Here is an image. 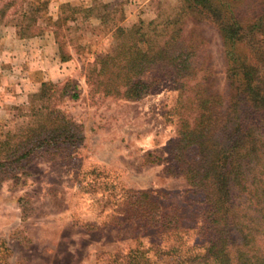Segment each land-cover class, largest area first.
I'll return each instance as SVG.
<instances>
[{"label": "trees", "instance_id": "1", "mask_svg": "<svg viewBox=\"0 0 264 264\" xmlns=\"http://www.w3.org/2000/svg\"><path fill=\"white\" fill-rule=\"evenodd\" d=\"M263 1L179 0L169 17L128 28L115 24L112 50L88 69L92 93L129 102L143 99L154 83L173 80L177 95L167 119L178 138L167 171L182 176L199 196L194 226L187 227L180 209L126 188L103 166L79 176V193L89 192L85 176L98 174L100 194L111 200L112 213L144 224L159 238L162 248H145L138 241L123 264H157L155 257L170 259L169 264H264V10L256 11ZM50 2L7 0L0 15L12 10L10 23L21 40L50 32L60 63L72 60L64 32L76 15L106 26L117 13L102 1L78 7L59 0L53 17ZM190 22L210 25L222 41L226 96L214 89V73L198 66L207 41L196 28L187 29ZM152 70L156 80L148 83L144 77ZM71 84L42 81L20 115L23 122L11 130L0 128V185L26 186L29 166L38 158L74 159L84 142L83 128L60 107L68 94L77 98ZM18 203L26 222L30 200L25 194ZM9 256L0 239V264H10Z\"/></svg>", "mask_w": 264, "mask_h": 264}, {"label": "rangeland", "instance_id": "2", "mask_svg": "<svg viewBox=\"0 0 264 264\" xmlns=\"http://www.w3.org/2000/svg\"><path fill=\"white\" fill-rule=\"evenodd\" d=\"M6 1L0 0V10ZM93 1L68 2L85 7ZM97 1L109 3L117 13L106 26L76 15L77 20L64 32L72 56L66 63L59 62L50 32L21 40L10 23L12 10L0 15V128L11 130L23 122L20 115L42 81L58 85L71 81V93L77 98L68 94L60 107L82 126L84 135L71 161L38 158L29 166L32 175L26 178V186L15 187L10 181L0 185V239L9 248L10 264H123L138 241L145 248H162L153 230L124 214L112 213L111 200L100 194L98 174L85 176L89 192H78L77 178L94 166L109 169V176H118L126 188L148 192L163 205L180 209L185 225L194 226L199 196L182 176L167 171L173 165L171 151L178 138L167 119L177 95L173 80L154 83L147 95L135 102L94 94L86 80L95 59L112 50L115 24L128 28L139 21L169 17L179 0ZM50 3V14L56 17L59 0ZM259 3L257 12L264 10V1ZM192 28L207 41L198 54V66L214 73V89L226 96L229 87L222 41L208 24L188 23L187 29ZM144 79L152 83L156 71ZM25 194L32 211L22 222L18 200ZM169 261L155 257L157 264Z\"/></svg>", "mask_w": 264, "mask_h": 264}, {"label": "crops", "instance_id": "3", "mask_svg": "<svg viewBox=\"0 0 264 264\" xmlns=\"http://www.w3.org/2000/svg\"><path fill=\"white\" fill-rule=\"evenodd\" d=\"M66 1H73V2H74V1H79V2H80V1H82V2L84 1V2H89V1H91V0H66ZM129 6H130V8H132V7H131V3L129 4Z\"/></svg>", "mask_w": 264, "mask_h": 264}]
</instances>
